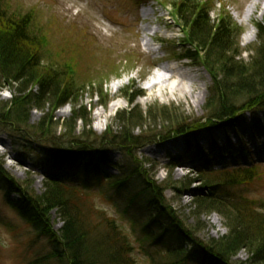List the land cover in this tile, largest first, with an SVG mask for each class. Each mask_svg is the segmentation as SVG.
Returning <instances> with one entry per match:
<instances>
[{
  "label": "rangeland",
  "instance_id": "rangeland-1",
  "mask_svg": "<svg viewBox=\"0 0 264 264\" xmlns=\"http://www.w3.org/2000/svg\"><path fill=\"white\" fill-rule=\"evenodd\" d=\"M204 1L209 3L213 22L220 20L226 12L243 30L238 40L243 54L238 61L250 63L258 44V26L264 25V0L256 7L252 4L254 0ZM0 2L9 14L31 18L34 36L44 41L43 64L72 72L74 86L83 88L78 97L77 110L83 107V113L91 121V125L86 127L85 122L78 118L79 114L74 121L75 104L68 103L55 111L47 107L45 110L32 108L28 119L30 128L38 127L44 121L48 123L51 115L53 123L59 124L56 129L58 136L69 132L68 127L72 126L76 137L92 131L99 138L110 128L113 132H120L122 122L118 116L122 112L139 109L144 117L149 114L151 117L143 121L144 128L134 131L135 136H139L157 127L168 130L170 126H175V122L193 123L207 114L212 78L205 68L184 58L191 48L185 42L187 34L183 23L174 17L173 0ZM251 13L253 15L249 18ZM144 28L156 32L150 37L149 48L143 43ZM251 29L255 32L254 39L247 36ZM165 65L175 70L167 73L166 83L150 89L160 73V67ZM174 84L179 85L175 93L169 89ZM203 85L207 89L204 101L200 97ZM14 96L11 88L1 84L0 108ZM103 102L107 105L104 106ZM112 104L118 105L113 112L110 111ZM217 127L202 128L195 133L173 136L166 142L146 144L135 149L140 160L150 161L151 167H146L150 179L157 184L168 182L169 186L177 188V191L168 190L165 197L186 226L199 229L198 237L202 241L223 239L229 235V228L222 215L214 212L204 214L203 208L198 209L197 197L206 194L200 168L206 166L222 171L227 164L243 168L257 165L256 176L248 185L219 188L217 194L241 197L260 204L264 202V155L257 154L264 146V113L257 119L251 114L245 115L235 128L228 123ZM79 140L86 141L83 138ZM51 155L49 147L34 140L11 138L0 128V170L27 184L40 197L46 192L50 176L64 175L51 166ZM107 155L114 164L129 170L120 151L108 150ZM173 161L177 166L173 167ZM63 170L68 184L91 194L95 204L113 217L127 233L138 264H152L150 255H165L177 248L169 236L160 240H155L153 236L148 238L151 232H146L144 228L145 196H138L137 201L131 204V199L144 188L139 179H131L120 190L114 182L105 183L96 177L87 181L83 171L71 174L67 167ZM103 170L106 177L123 179L115 167L107 166ZM7 190V185L0 180V264H58L57 261L43 260L53 252V247L39 228L25 221L9 205ZM9 200L17 203L20 196L14 194L9 196ZM258 211V214L264 215L263 210ZM63 224L57 210L50 213L49 228L54 233L61 235ZM188 251L192 256L189 264H206L198 260L196 251ZM249 257L248 252L242 251L233 262L246 264ZM155 261L156 264L172 262L158 257Z\"/></svg>",
  "mask_w": 264,
  "mask_h": 264
},
{
  "label": "trees",
  "instance_id": "trees-1",
  "mask_svg": "<svg viewBox=\"0 0 264 264\" xmlns=\"http://www.w3.org/2000/svg\"><path fill=\"white\" fill-rule=\"evenodd\" d=\"M208 4L204 0H173L171 3L174 17L186 29L185 42L191 48L184 58L205 68L212 78L207 114L193 123L175 122V126L169 125L168 130L157 127L135 136L134 131L144 128L143 121L151 117L150 114L144 117L139 109H132L118 116L122 122L120 132H113L110 128L98 138L92 131L76 137L72 126L68 127L69 132L58 136L56 129L59 124L53 123L51 115L48 123L44 121L38 127H29L32 108L55 111L68 103L75 104L76 118L71 120L80 118L86 127L91 125V121L83 113V107L77 110L83 88L74 86L72 72L43 64L44 41L34 36L31 18L9 14L0 2V85H6L15 94L0 108V128L11 138L34 140L49 147L51 166L64 174L50 176L46 192L40 197L27 184L0 170V180L8 188L6 197L9 205L25 221L39 228L53 247V252L43 260L57 261L58 264H138L127 233L95 204L91 194L68 184L63 170L67 167L71 174L83 171L87 181L96 177L105 183L114 182L120 190L131 179H139L144 188L131 199V204L137 201L138 196H145L144 228L151 232L148 238L153 236L160 240L169 236L177 247L165 255L157 253L155 256L158 258L168 259L171 264H189L192 256L188 250L192 249L197 252L198 260L206 264H236L233 262L236 256L246 251L250 256L246 264H264V215L258 214L259 209L264 211V202L260 204L241 197L217 194L219 188L248 185L256 176L257 165L243 168L227 164L222 171L206 166L199 169L206 194L197 197L198 209L203 208L204 214L214 212L222 215L229 228V235L223 239L202 241L198 237L199 229L186 226L165 197L168 190L177 191V188L169 186L168 182L157 184L150 179L146 168L151 167L150 161L140 160L135 152L146 144L163 143L173 136L195 133L202 128L215 129L225 123L235 127L247 114L257 119L264 113V25L258 26L255 55L250 63L245 64L238 61L243 54L238 41L243 30L226 12L220 20L213 22ZM102 104L106 106L107 102ZM162 117L165 118L164 115ZM82 138L86 141L79 140ZM108 150L120 151L130 171L114 164L107 155ZM107 166L117 168L123 179L106 177L103 168ZM175 166L177 163L173 162ZM14 194L20 196L17 203L9 200V196ZM56 210L64 223L61 235L49 228L50 213ZM150 256L152 264H156V257Z\"/></svg>",
  "mask_w": 264,
  "mask_h": 264
},
{
  "label": "bare ground",
  "instance_id": "bare-ground-1",
  "mask_svg": "<svg viewBox=\"0 0 264 264\" xmlns=\"http://www.w3.org/2000/svg\"><path fill=\"white\" fill-rule=\"evenodd\" d=\"M261 0H254L253 1V6L256 7L258 4H260ZM253 15V13H251L249 16V18H251V16ZM156 32L153 31L152 29L150 28H144L143 29V43L145 45L146 48H149L150 47V37H152ZM247 36L252 39L255 38V32L253 31V29H251L249 32H247ZM175 69L171 68L169 65H165V66H161L160 69H159V74L157 75V78H155L156 80L153 81L152 83V86L150 87V89H153L154 87H157V86H160L161 84H164L167 82V78H166V75L167 73H171L173 72ZM178 86L179 85H173L172 87H170L169 89L171 90V92L175 93L178 91ZM206 85H203L202 87V91L200 93V97H201V100L204 101V99L206 98L207 96V89H205ZM164 90V88L162 89ZM118 108V105L117 104H112L110 106V111L113 112L115 111L116 109ZM21 163V162H19Z\"/></svg>",
  "mask_w": 264,
  "mask_h": 264
}]
</instances>
